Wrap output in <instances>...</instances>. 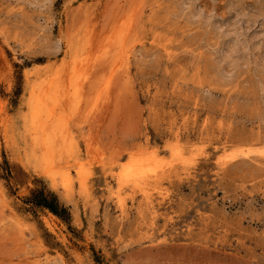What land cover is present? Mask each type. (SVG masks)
I'll return each mask as SVG.
<instances>
[{
    "label": "rangeland",
    "instance_id": "obj_1",
    "mask_svg": "<svg viewBox=\"0 0 264 264\" xmlns=\"http://www.w3.org/2000/svg\"><path fill=\"white\" fill-rule=\"evenodd\" d=\"M0 264H264V0H0Z\"/></svg>",
    "mask_w": 264,
    "mask_h": 264
},
{
    "label": "trees",
    "instance_id": "obj_2",
    "mask_svg": "<svg viewBox=\"0 0 264 264\" xmlns=\"http://www.w3.org/2000/svg\"><path fill=\"white\" fill-rule=\"evenodd\" d=\"M40 197L37 200L32 201L36 205L48 208L50 211H52L54 214L60 215L59 213V204L58 201L54 196L49 197L45 196L43 192L39 193Z\"/></svg>",
    "mask_w": 264,
    "mask_h": 264
},
{
    "label": "bare ground",
    "instance_id": "obj_3",
    "mask_svg": "<svg viewBox=\"0 0 264 264\" xmlns=\"http://www.w3.org/2000/svg\"><path fill=\"white\" fill-rule=\"evenodd\" d=\"M52 141V140H51ZM39 145V144H38ZM46 148L47 147H45V150H46ZM44 151V150H43ZM46 151H48V149L46 150ZM57 151V150H56ZM45 152V151H44ZM43 152V153H44ZM263 152V151H262ZM49 153V151L47 152V154ZM260 153V152H259ZM50 154V153H49ZM48 154V155H49ZM57 154V153H56ZM45 155V154H44ZM54 155V154H53ZM52 155V156H53ZM150 157V156H149ZM53 158V157H52ZM232 158H233V156H232ZM48 159V158H47ZM227 161V160H226ZM136 162V161H135ZM225 162V161H224ZM48 163V162H47ZM146 162H145V160H140V161H137L136 163H132L133 164V173H138L139 171H142L143 170V166H145L144 164H145ZM148 165V164H147ZM152 167V166H151ZM150 168V167H149ZM144 171H147V169H145ZM151 171H152V169H151ZM131 173H132V171H131ZM130 172H129V174H131ZM145 173V172H144ZM148 173V172H147ZM128 175V174H127ZM121 176H122V174H121ZM127 177V176H126ZM142 178V177H141ZM136 184V183H135ZM139 186V185H138Z\"/></svg>",
    "mask_w": 264,
    "mask_h": 264
}]
</instances>
